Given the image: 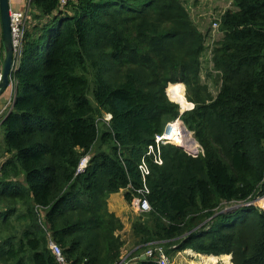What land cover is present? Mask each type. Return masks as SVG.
<instances>
[{
	"label": "trees",
	"instance_id": "1",
	"mask_svg": "<svg viewBox=\"0 0 264 264\" xmlns=\"http://www.w3.org/2000/svg\"><path fill=\"white\" fill-rule=\"evenodd\" d=\"M231 1L213 22V95L200 75L206 33L180 0H28L0 123V264H57L49 237L69 264L120 263L124 226L108 197L125 190L131 203L147 145L176 118L202 152L167 144L162 165L147 161L151 210L131 224L127 264H157L141 258L156 244L264 264V211L247 204L264 187V0ZM169 83L193 108L180 113L190 105L182 86L167 93L183 105L167 99Z\"/></svg>",
	"mask_w": 264,
	"mask_h": 264
},
{
	"label": "built area",
	"instance_id": "2",
	"mask_svg": "<svg viewBox=\"0 0 264 264\" xmlns=\"http://www.w3.org/2000/svg\"><path fill=\"white\" fill-rule=\"evenodd\" d=\"M69 0H60L61 4L67 3ZM10 33H11V44H12V65L9 76V85L7 91L9 92L8 102L0 109V123L5 117V113L11 109L14 95H15V80L13 74L18 69L21 59V54L23 51V39L24 33L27 25L28 17V4L24 9H12L10 8ZM216 25V24H214ZM2 77V69L0 67V80ZM108 118L110 115L107 116ZM175 122L168 123L163 132L156 134L153 143L147 145L146 151L142 156L140 163L138 164V171L141 177V187L135 189V194L132 197L131 205L135 212L140 214L147 213L151 210L150 204L147 199V194L149 189L147 186V176L150 174V168L148 165V160L150 159L152 163L157 165H162L163 159L161 156V146L173 143L178 132H182V129L176 128ZM188 152V151H187ZM190 153V152H189ZM188 153V154H189ZM198 154V153H197ZM191 155V154H189ZM196 157L197 155H191ZM90 155L86 154L80 159L76 173H81L85 170L88 165ZM1 169V162H0ZM247 204H257L264 211V187L261 192H259L252 200L247 202ZM137 213V214H138ZM41 219V218H40ZM48 247L56 259L57 264H69L62 254L61 247L51 238H48ZM154 254L157 255L155 261L157 264H170L168 261V255H166L165 250L162 245L156 244L153 247L146 250L141 256L152 257ZM124 257V256H123ZM121 257V261L118 264H127V257L124 259ZM136 258V257H135ZM134 258V259H135Z\"/></svg>",
	"mask_w": 264,
	"mask_h": 264
},
{
	"label": "rangeland",
	"instance_id": "3",
	"mask_svg": "<svg viewBox=\"0 0 264 264\" xmlns=\"http://www.w3.org/2000/svg\"><path fill=\"white\" fill-rule=\"evenodd\" d=\"M180 1L183 3L185 8L188 10L191 18L193 19L195 24L198 26V28L202 32L206 33L205 50L203 51L202 55L199 57V60H201V62H202L200 75H201L202 82L206 83V85L208 87L207 92L215 95L218 91V88H219V81L217 80L216 73L211 70L209 58H210V49L214 45V42H216L217 38L219 37V34L217 33L218 31L216 29L217 25H214L215 23H213V22L219 19L221 13L225 9L233 7V2L231 0H180ZM171 86H173V87L182 86L183 87L185 101L187 102V104L190 105L189 108H191L193 104L191 102L187 101L186 93H185L186 90H185V86L183 83H177V84L169 83L166 87L167 99L171 102L177 103L179 106L183 105L182 100H180V102H179V101L173 100L169 97L167 90ZM2 97H7L6 92H4L2 94ZM180 107H179V111H180V113H183V112H181ZM176 120L178 122L176 123L175 126H176V128L180 127V129H182V132H179L177 134V136L175 137V141L173 143H168V144H173V145L180 147L187 154L189 152H190L189 154H191V155H198L199 153H201L202 148L200 147V145L195 140L193 133L190 132L185 127V125L183 124V122L179 118H176L174 120H170V121L166 122L165 126L168 123L175 122ZM165 126H164V128H165ZM186 134H187V136H186ZM186 139H190L191 142L196 143V146L194 149L187 150V148L182 146V144H185L187 142L182 143L180 141H185ZM165 145H167V144H165ZM123 203H124V206L127 207V203L126 202H123ZM130 206H132V205H130ZM131 208H129L128 215H131L130 218H132V217L134 218L136 215L134 213H136V212H133L134 208L133 209H131ZM138 215H139V213H138ZM124 227H125V225H124ZM126 228H127V231L126 230L124 231V228H122L119 231V232H121V233H119L120 237H121V234L126 235L127 233H129L130 235H132L131 231H130V227H126ZM122 230H123V232H122ZM124 244H125V242H124ZM122 250H123V256H124V257L123 256L122 257L124 259L127 257V259H128L130 256V254H128L129 249L128 248L125 249V245H123ZM198 255H199L198 253L191 251L190 249H186V250H183V251H180L177 253L171 252L168 255V258H169L168 261L170 264H214V263H210V262L201 261L200 258H197ZM217 262L219 264H227L226 261H224L220 258L217 259ZM230 262L231 263H229V264H233L231 261V257H230Z\"/></svg>",
	"mask_w": 264,
	"mask_h": 264
},
{
	"label": "crops",
	"instance_id": "4",
	"mask_svg": "<svg viewBox=\"0 0 264 264\" xmlns=\"http://www.w3.org/2000/svg\"><path fill=\"white\" fill-rule=\"evenodd\" d=\"M28 4V0H10V8L12 9H24ZM3 48L1 45V26H0V67L2 66V61H3ZM6 95L7 97H2V95L0 96V109L8 102L9 99V92L6 91ZM9 111V110H8ZM8 111L5 113V115L8 113ZM2 139V134L0 132V141ZM125 190H120L119 192L116 193H112L109 195L108 200H107V205H108V209L110 212H113L123 223V226L125 225L124 231H127L126 227H130V231H131V224L132 222L135 220V218L138 216L137 213L135 217L130 218L131 215H128V211L129 208H131L132 206L131 203H127L124 199V194H125ZM127 203V207L124 206V203ZM133 209V207L131 208ZM133 212L134 209H133ZM123 232V230H122ZM121 233V232H119ZM121 238L124 240L125 242V249L128 248V254H130L131 252H133L136 247L133 241V238L131 237V235L129 233H127L126 235L121 234ZM192 251V250H191ZM123 256V250H122V255Z\"/></svg>",
	"mask_w": 264,
	"mask_h": 264
},
{
	"label": "water",
	"instance_id": "5",
	"mask_svg": "<svg viewBox=\"0 0 264 264\" xmlns=\"http://www.w3.org/2000/svg\"><path fill=\"white\" fill-rule=\"evenodd\" d=\"M10 0H0V26H1V45L3 48L2 77L0 80V96L7 91L9 76L12 65V44L10 33ZM166 93V90H165ZM193 108V105L192 107ZM189 108V109H191ZM181 109V108H180ZM181 109V112L189 110ZM187 130V129H186ZM188 131V130H187ZM189 132V131H188ZM141 258H145L141 256Z\"/></svg>",
	"mask_w": 264,
	"mask_h": 264
},
{
	"label": "clouds",
	"instance_id": "6",
	"mask_svg": "<svg viewBox=\"0 0 264 264\" xmlns=\"http://www.w3.org/2000/svg\"><path fill=\"white\" fill-rule=\"evenodd\" d=\"M165 90H166V89H165ZM107 116H108V115L105 116V119H106V120H109L110 117L108 118Z\"/></svg>",
	"mask_w": 264,
	"mask_h": 264
},
{
	"label": "bare ground",
	"instance_id": "7",
	"mask_svg": "<svg viewBox=\"0 0 264 264\" xmlns=\"http://www.w3.org/2000/svg\"><path fill=\"white\" fill-rule=\"evenodd\" d=\"M179 133V132H178ZM186 136H187V134H186ZM187 140V139H186Z\"/></svg>",
	"mask_w": 264,
	"mask_h": 264
}]
</instances>
